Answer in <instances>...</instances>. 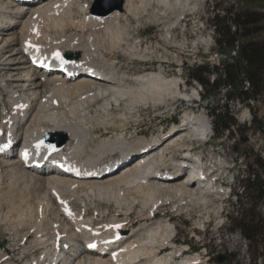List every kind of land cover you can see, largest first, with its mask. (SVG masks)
<instances>
[{"label": "bare ground", "instance_id": "6f19581e", "mask_svg": "<svg viewBox=\"0 0 264 264\" xmlns=\"http://www.w3.org/2000/svg\"><path fill=\"white\" fill-rule=\"evenodd\" d=\"M90 1L38 0L19 5L0 0V69L4 72L0 84L8 99L1 120L10 138L44 141L32 149V160L44 162L43 168L28 167L18 154L12 158L10 151L0 153V192L8 187L7 191L19 189L22 195L19 204L15 199L10 206L14 213L10 212L16 215L13 234L19 243L33 237L35 247L44 248L46 259L40 256L35 264H50V258L63 254L67 264H174L186 253L181 252L184 246L170 240L172 222L150 220L169 203L177 210L208 208L214 203V195H223V189H215L208 181L196 186L197 181L189 182L190 174H180L188 161L182 149L192 146L186 140L205 136L211 129L205 113L186 112L184 121L191 125L175 134L163 125L146 134L149 127L142 123L143 106L154 112L170 107L175 111L180 98L191 99L200 92L198 88L184 90L179 76L164 74L162 61L168 57L160 55L157 46L145 47L146 42L137 40L140 37L132 38L129 22L130 18L139 25L165 22L167 34L163 37L168 41L181 16L176 14L177 9L184 14L187 9H195L200 0H125L122 10L107 14L91 10ZM202 41L209 44L207 39ZM28 42L41 45L37 56L44 60L49 57L51 64L59 62L50 57L56 50L68 55L70 65L65 68L76 75L66 77L62 71L50 74L28 64L27 59L34 57ZM173 42L180 47L186 45L176 38ZM155 53L161 59L159 66L143 67ZM123 56L132 60L127 63L137 61L142 66L129 70ZM101 70L111 79L101 75ZM54 132L63 133L66 140L61 151L47 158V150L52 147L48 138ZM193 157L200 160L199 155ZM131 158L117 172H109L119 161ZM57 159L74 164L71 172L58 170L53 165ZM77 171L80 175L75 174ZM65 197L72 201V214L64 213L58 204V199ZM81 198L91 203L103 201L107 208L114 206L117 213L105 214L102 209L99 221L91 215L86 217L74 208V200ZM1 199L0 208L5 197ZM137 214L139 218L133 219ZM84 223H101L105 233L113 230L106 239L122 234L129 250L113 261L100 247L89 249L97 240L89 239L83 229L78 231ZM66 244L74 247L66 249ZM169 246L172 251L167 252ZM52 248L58 251L53 253ZM3 257L0 255V259ZM183 260L178 264H210L201 254H186Z\"/></svg>", "mask_w": 264, "mask_h": 264}, {"label": "rangeland", "instance_id": "374dc122", "mask_svg": "<svg viewBox=\"0 0 264 264\" xmlns=\"http://www.w3.org/2000/svg\"><path fill=\"white\" fill-rule=\"evenodd\" d=\"M114 1L119 0H91L90 9L99 12L105 11ZM218 5L221 11H223L222 9L226 10L231 5H234L235 9L259 10L264 9V0H200L195 9L185 10V18H180L177 22L178 24L176 23L177 25L173 26L172 32L174 36L171 37L169 35L170 37L168 36V38L170 40L168 41L163 37L164 34H167L165 22L159 24L156 21H146L142 25H139L134 19L130 18L129 26H131L130 33L132 34V38L140 37L137 40H142L143 43L146 42L145 47L149 46L155 49V46H157L158 52H161L160 55L168 57L162 61L166 68L164 74L179 76L182 79V88L184 90L192 91L193 88H198L200 92V97L196 94L191 99L180 98L174 105L175 111L170 110V107L168 110L167 108H162L160 112H154L153 109H149L151 107H148V105L143 106L142 123H146V127H149L146 134L150 135L152 132L158 131L162 125L165 129L172 130V134H175V132L177 133L186 128L187 124L189 125L188 120L184 121L183 115L186 112L205 113L210 121L212 137L207 142H194L196 152L204 155L209 162H218L220 166H218L219 171L217 169V173H223L228 191L229 188H232L240 192V183H238L237 179L238 177L242 179L243 175L246 176L251 167L264 180V168H261L255 162L256 157L264 160V92L256 98L251 97L245 101L227 98L225 91L228 88L221 89L217 95H208V88L191 76L192 69H196L200 65L208 64L211 68H223L224 63L232 61L235 56L233 53L234 47L220 48L217 43V32L212 19L216 12V8L214 7ZM176 14L178 16L181 14L180 17L184 15L180 9H177ZM172 16L171 19H175L174 15ZM175 38L177 42H184L186 45L184 47L177 46L178 44L173 42ZM254 38L264 39V31L254 35ZM203 39H207L209 44L204 43ZM243 40L244 38H240L237 42L241 45ZM153 55H150V58L145 61L143 67L157 68L159 66L161 63L160 57H157L156 53ZM122 60L124 66L132 71H136V69L142 66L137 61L131 64L127 63L132 61L127 56H123ZM3 74L4 72L0 69L1 80L4 78ZM208 76L212 82L216 73L211 72ZM6 93L7 91L0 84V108L8 100ZM227 103L231 105V115L236 121L231 130L217 133L215 130V116L212 114L211 108L216 107L217 104L224 106ZM6 105L8 104L6 103ZM255 116L257 118L256 122L254 121ZM49 139L65 140L66 136L63 133L54 132L50 135ZM186 141L190 143V138ZM221 162L223 163L222 166ZM7 183L8 181L4 183L6 187ZM7 189L9 188H5L4 191L9 194L4 191L0 192L2 201L5 197V201H3L0 208V255L4 256L7 254L0 259V264L38 263L42 259L40 256H44V254L42 253L43 249L38 246L35 247V239L32 237L26 243H19L18 239H15L12 224L15 222L16 217H13L15 214H12L14 212L11 211L12 208L10 206H13L11 202H14L15 199L14 203L19 204L22 195L20 197L21 193L19 189H12L10 192ZM12 191L15 195L16 193L19 194L15 196ZM82 198L74 200V208L82 210L86 217L91 215L98 221L100 220L99 214L102 209L103 211L105 210V214L117 213L114 210L116 209L114 206L107 208V203L103 201L91 203L89 199H85V201ZM243 201H246V198ZM86 202L87 206L84 207ZM240 207L241 203L237 201V197L234 195H222L219 197L214 195V203H210L208 208L195 207L192 209L190 207L188 210L187 208L177 210L176 207L172 206V203H169L160 207L158 209L160 213L157 214L155 219L150 220V222H154V220H170L176 244L185 248L190 246L192 251L205 256L204 258H208L210 264H264V252L258 247L252 246L250 241L242 237L239 231H237L240 228H234L231 224L230 215L236 217V212ZM257 210L264 216V201L258 204ZM7 215H9L8 218L12 219L13 217L14 221L13 219H7ZM134 218H139V215L133 216ZM221 255L226 256L223 262L219 261ZM183 256L185 257L186 254ZM183 256H179V258H183Z\"/></svg>", "mask_w": 264, "mask_h": 264}, {"label": "trees", "instance_id": "16d2710c", "mask_svg": "<svg viewBox=\"0 0 264 264\" xmlns=\"http://www.w3.org/2000/svg\"><path fill=\"white\" fill-rule=\"evenodd\" d=\"M212 23L217 32V43L220 48H232L240 38H244L238 54L232 61H226L223 68L210 67L208 64L192 69L191 76L208 88V95H217L221 89L231 100L245 101L264 92V39H255L264 31V9H235L234 5L226 10L215 6ZM233 24L235 30L232 29ZM216 76L211 82L209 73ZM250 81L251 87L245 89L242 80ZM242 83V84H241ZM224 108V109H223ZM231 105L217 104L211 108L215 116V130L223 133L231 130L236 119L231 115ZM254 121H257L256 116ZM255 162L264 168V160L256 157ZM240 192H236L237 201L241 203L236 217L230 215L232 226L239 227L252 246L264 252V216L257 210L258 204L264 201V180L252 167L246 176L239 179ZM246 198V201H243Z\"/></svg>", "mask_w": 264, "mask_h": 264}, {"label": "water", "instance_id": "95a60500", "mask_svg": "<svg viewBox=\"0 0 264 264\" xmlns=\"http://www.w3.org/2000/svg\"><path fill=\"white\" fill-rule=\"evenodd\" d=\"M123 6H124V0L114 1L105 11H101V12L98 11V12L102 14H107L117 9L122 10ZM48 142L54 146H61L65 141L52 139V140H48ZM225 259L226 256L224 255H221L219 257L220 262H223Z\"/></svg>", "mask_w": 264, "mask_h": 264}, {"label": "built area", "instance_id": "2783aa9c", "mask_svg": "<svg viewBox=\"0 0 264 264\" xmlns=\"http://www.w3.org/2000/svg\"><path fill=\"white\" fill-rule=\"evenodd\" d=\"M233 29H235V26L233 27ZM239 48H240V44H239V42H236V46L234 47V51H233V53L236 55L237 54V52L239 51ZM242 83H243V86H244V88L245 89H249L250 87H251V83H250V81L248 80V79H246V78H244L243 80H242ZM248 242V241H247Z\"/></svg>", "mask_w": 264, "mask_h": 264}, {"label": "snow or ice", "instance_id": "6c2138e0", "mask_svg": "<svg viewBox=\"0 0 264 264\" xmlns=\"http://www.w3.org/2000/svg\"><path fill=\"white\" fill-rule=\"evenodd\" d=\"M56 56L59 58V53H56ZM115 227H120L119 225H116ZM92 247H94V245H90Z\"/></svg>", "mask_w": 264, "mask_h": 264}]
</instances>
